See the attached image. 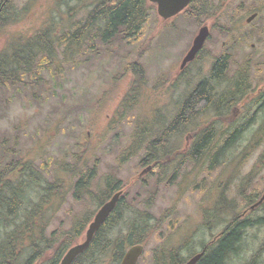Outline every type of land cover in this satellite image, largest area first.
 <instances>
[{"label": "rangeland", "instance_id": "1", "mask_svg": "<svg viewBox=\"0 0 264 264\" xmlns=\"http://www.w3.org/2000/svg\"><path fill=\"white\" fill-rule=\"evenodd\" d=\"M99 1L12 0L5 15L6 22L0 25V57L17 49L23 40L32 39L39 29L49 30L53 39L72 32L74 27L84 24L87 14ZM205 5L210 15L198 23L180 14L159 27L156 8L150 5L148 19L129 45L118 39L101 44L99 38H91L95 30L88 33L81 45L66 49V46L53 44L50 70L37 73L34 83L26 88L18 86L0 92V120L6 118L17 103L25 109L22 118L11 122L8 128H0V152L11 147L24 158L32 159L46 191L45 181L59 180L55 188L60 185L62 190L72 192L73 182L78 177L68 179L72 176L70 166L75 165L77 173L94 171L91 189H86L87 195L80 202L67 194L60 199L54 193L48 197V192L33 189L31 203L41 204L40 218L46 226L47 237L53 233L59 240L74 224L79 223L76 225L79 227L95 212L107 176L116 178L122 186L137 177L143 168L140 162L144 151L124 157L132 126L144 116L161 125L171 120L169 82L201 25L209 27V37L200 60L189 65V70L206 71L223 54H264V0H206ZM255 12L258 17L245 24L246 18ZM138 56L145 71V84L135 94L133 108L119 117L120 104L130 92L132 81L124 66ZM229 58L237 68L245 62L240 61L242 57ZM252 62L257 64L254 68L263 73L264 57ZM182 144L185 146V142ZM240 145L245 154L249 153L247 158H241L245 171H249L248 178H254V186L262 190L264 137L253 142L255 149L246 142ZM172 169L166 173L153 169L127 189L125 206L130 214L121 224L125 226L122 235L129 234L127 218L134 213L150 216V226L155 227L150 232L139 233L144 254L138 264H154L155 254L159 256L165 249H181L180 256L187 259L199 251L204 239L202 214L209 206L206 197L216 186L215 175L219 169L205 168L204 183L202 178H192L193 168L189 163L179 162L177 170ZM58 203L62 204L60 208H57ZM192 230L193 237L189 234ZM244 237L242 253L230 257L227 264L249 262L251 254L260 246L262 231L250 230Z\"/></svg>", "mask_w": 264, "mask_h": 264}, {"label": "trees", "instance_id": "2", "mask_svg": "<svg viewBox=\"0 0 264 264\" xmlns=\"http://www.w3.org/2000/svg\"><path fill=\"white\" fill-rule=\"evenodd\" d=\"M205 3L206 0H192L183 13L184 16L194 23L209 17ZM8 9L3 7L0 9V25L6 22L5 15ZM149 11L147 0H101L89 11L82 26L74 27L72 32L60 38L53 39L54 36L49 30L39 29L32 39L23 40L25 43H18L17 49L0 57V92L18 86L26 88L34 83L37 73L50 70L54 58L53 44L66 46V49L78 46L90 31L95 30L91 38H99L101 44H109L118 39L129 45V42L135 41L148 19ZM139 57L124 66V71L131 74L132 81L130 92L120 104L117 114L119 117L133 108L135 94L145 84V71ZM223 68L224 62L216 60L212 67L213 76ZM26 78L29 81H26ZM209 101L210 96L205 91L204 84H200L190 101L192 105H184L181 113L173 121L161 125L160 122L149 121L146 116L141 117L132 126L131 140L124 157H133L144 151L140 165L152 166L162 173L171 169L172 154L176 150L179 151L178 157L182 158L179 160L180 164L189 160L210 142L211 130L204 131L197 139L192 147V155H183L180 151L185 148L182 144L184 141L182 138L175 139L174 129L177 127L180 131L184 126L181 124L186 113L196 110L197 104ZM68 168H71L70 173L75 177L77 174L75 165ZM85 178L88 182L94 180V171L86 175L80 174L77 190L84 188L82 183ZM58 182L45 181L46 191L44 180L32 159L24 158L11 147L3 148L0 152V264H58L67 249L82 236L83 227L88 224L91 217L83 220L79 227H76L79 223L74 224L57 240L53 233L50 237L45 234L46 226L40 218L41 204L31 203L30 194L33 189H39L41 192L55 191ZM103 187L101 197H98L99 204L120 190L122 184L116 178L107 176ZM125 196L120 198L116 208L97 231L88 248L72 264H119L128 247L143 244L139 233L155 229L150 226V216L134 213L127 218L129 234L122 235L125 226L121 224L125 223L126 215L130 214L125 206ZM243 226L230 231L216 249L203 254L196 264H227L232 255H237L236 248L241 236L245 234L240 231ZM260 244L262 245V242ZM180 251L181 249L162 250L159 256L155 254L153 263L185 264L188 258L183 259Z\"/></svg>", "mask_w": 264, "mask_h": 264}, {"label": "flooded vegetation", "instance_id": "3", "mask_svg": "<svg viewBox=\"0 0 264 264\" xmlns=\"http://www.w3.org/2000/svg\"><path fill=\"white\" fill-rule=\"evenodd\" d=\"M11 1L0 0V9L3 4V8H10ZM201 27L203 26H200L198 30ZM245 39L238 38L241 41ZM202 50L203 47L191 63L179 69L182 58L178 69H173L174 75L169 82L172 96L170 106L173 110L171 121L181 113L184 105H192L190 101L200 84H204L205 91L210 96L209 102L199 103L196 105V110L186 113L184 122L181 124H184L185 128L182 126L180 131L177 127L174 129L175 139L182 138L185 142L184 150L180 151L183 155H192V147L197 139L204 131L211 130L210 142L196 155L182 163L192 165L193 179L202 178L201 181L204 183L205 168L219 169H216V186L206 197L207 201L209 200V206L204 208L201 228L204 239L202 243L200 242L201 244L199 243L200 248L196 254L202 253L203 256L210 250L216 249L230 231L244 225L240 230L242 232L262 231V245L260 244L257 251L251 254L252 259L245 264H264V183L261 187L263 189L259 190L254 186L255 179L248 178L249 171H245V166L242 165L244 161L241 158H247L249 153L245 154V149L240 145L241 142H246L255 149L253 142L264 137V70L262 73L259 69H255L257 64L252 62L264 57V54H223L215 59L206 71L200 68L189 70V65L200 60ZM231 56L235 59L242 57L240 61L245 62L240 63V67L237 68L231 62L229 58ZM216 60L224 62V68L213 76L212 67ZM247 136L250 137L245 140ZM217 141L221 142L218 144ZM178 152L176 150L172 154L171 169L174 167L177 170L179 160L182 159L178 157ZM75 177L78 178L76 182H73L72 192L62 190V186L59 185L54 188L55 191H48V197L54 193L61 199L67 194L77 202H80V199L83 200L82 197L87 195L86 189H91L93 183L85 178L82 183L84 188L77 190L80 173H77ZM72 178L74 176L68 177V179ZM61 181L64 183L65 180ZM69 182L72 183V181ZM77 194L80 199L76 198ZM91 195L90 193V198H92ZM259 202L261 203L258 204ZM61 206V203L57 204V208ZM197 232L199 233V229ZM189 234L193 237L194 230ZM244 236L245 234L241 236L236 248L237 255L234 254L231 257H237L242 253L246 242Z\"/></svg>", "mask_w": 264, "mask_h": 264}, {"label": "water", "instance_id": "4", "mask_svg": "<svg viewBox=\"0 0 264 264\" xmlns=\"http://www.w3.org/2000/svg\"><path fill=\"white\" fill-rule=\"evenodd\" d=\"M149 4L156 5V13L157 16L165 21L171 19L181 13L189 4L190 0H147ZM256 14L251 15L249 18L246 19V23H250ZM208 37V28L203 26L199 29L197 35L193 39L192 45L188 52L186 53L185 57L183 58L180 69H183L188 63L192 62L195 59L197 53L203 47L205 40ZM151 170V167H147L146 169L142 170L137 179L142 178ZM124 190H120L116 192L114 195L110 197V199L105 202L95 213L92 221L88 224L84 234L79 239V241L71 246L62 259L60 260L59 264H72L73 261L80 256L90 245L92 239L94 238L97 231L100 227L104 224L108 216L111 212L115 209L119 199L123 195ZM264 197V195H263ZM144 248L141 244H136L128 248L124 253L123 258L121 259L119 264H136L140 257L142 256ZM202 257V253L197 254L190 258L185 264H196L198 260Z\"/></svg>", "mask_w": 264, "mask_h": 264}, {"label": "clouds", "instance_id": "5", "mask_svg": "<svg viewBox=\"0 0 264 264\" xmlns=\"http://www.w3.org/2000/svg\"><path fill=\"white\" fill-rule=\"evenodd\" d=\"M25 115V109L19 104L13 105L6 118L0 120V128H8L11 122H14L17 118H22Z\"/></svg>", "mask_w": 264, "mask_h": 264}]
</instances>
